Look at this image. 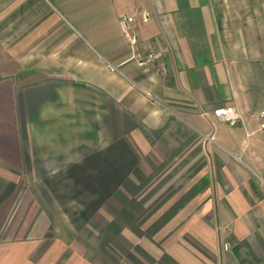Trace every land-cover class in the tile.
Segmentation results:
<instances>
[{
    "label": "crops",
    "instance_id": "0c3cea01",
    "mask_svg": "<svg viewBox=\"0 0 264 264\" xmlns=\"http://www.w3.org/2000/svg\"><path fill=\"white\" fill-rule=\"evenodd\" d=\"M262 109L264 0H0V264H264Z\"/></svg>",
    "mask_w": 264,
    "mask_h": 264
},
{
    "label": "built area",
    "instance_id": "2783aa9c",
    "mask_svg": "<svg viewBox=\"0 0 264 264\" xmlns=\"http://www.w3.org/2000/svg\"><path fill=\"white\" fill-rule=\"evenodd\" d=\"M134 22H135V18L133 15L123 14L119 18L120 28L126 35L129 36L128 38L131 44L134 43L133 37H130V32L132 30V25ZM159 58H160V52L158 51L149 52L142 59L138 60V64L142 67H146L151 63H153L154 61L158 60ZM213 112L214 115L220 121L228 122L231 125H234L238 120L241 119L238 109L236 108V106L233 105L217 108ZM258 117L260 119L259 127H258L259 136L261 141L264 142V109H262L259 112ZM257 178L261 183V185L264 187V164H262L260 173L257 174ZM224 247L227 248L228 243H226Z\"/></svg>",
    "mask_w": 264,
    "mask_h": 264
},
{
    "label": "rangeland",
    "instance_id": "374dc122",
    "mask_svg": "<svg viewBox=\"0 0 264 264\" xmlns=\"http://www.w3.org/2000/svg\"><path fill=\"white\" fill-rule=\"evenodd\" d=\"M257 146H258V148H262V149L264 148V144H257ZM259 156L264 158V153H261V155H259ZM238 163H240V162H238ZM240 164L245 169L246 173L248 174L247 180H248L249 185L252 184V183H256L257 184V182H256L257 180H256V177H255V174L252 172V170H250V168L244 166L243 163H240ZM252 189L254 190V188H252ZM258 189H260V190H258L259 193L255 194V192H254L253 198H254V196L255 197L258 196L259 204L260 205H264V189L260 188L259 184H258Z\"/></svg>",
    "mask_w": 264,
    "mask_h": 264
}]
</instances>
